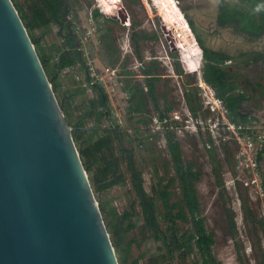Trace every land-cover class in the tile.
<instances>
[{
    "label": "rangeland",
    "instance_id": "1",
    "mask_svg": "<svg viewBox=\"0 0 264 264\" xmlns=\"http://www.w3.org/2000/svg\"><path fill=\"white\" fill-rule=\"evenodd\" d=\"M12 1L14 4L21 5L25 11L30 12L31 0ZM78 2L87 11V16L90 15L89 4H93V2L103 7L107 13H116L121 9L119 15H121L122 21L100 23V28L104 32L107 27H110L109 31L113 37L112 43L115 45V51L108 54L109 52L104 50L107 57L111 58L110 68L103 61H98L97 66L105 71V75L113 82L112 89H115L114 91L117 88L115 86L116 79H120L121 85H126V78H129V83L143 87L144 90L147 88L139 67L140 58L135 52L131 39L133 31L137 37L143 65L154 66L153 64L156 62L158 69L162 68V71L159 69V73H165L163 70L165 68L167 74L175 75L173 80L164 78L160 81L159 79L154 80V95L144 94L146 105L145 108H141L139 113L133 111L137 106V96L130 101V104L128 103L129 105H125L124 116L111 109L109 118L99 109L98 105L90 104L91 100L98 101V94L90 83L97 77V79H102L103 76L96 72V64H93L92 57L90 56L91 60H88L87 54L84 52L86 63L90 62L88 68H90L91 81L88 82L85 69L78 63H75L74 67L59 69L57 73L60 89L56 95L63 110L65 109L70 114L69 125L72 127L73 123L81 121L83 127H86L84 128L86 129L85 137L91 133L89 129L92 127L99 130L94 133L91 140H99L104 135L105 129L98 127H116V131L106 129L111 138L110 146L97 153L98 160L88 174L99 176L103 166L111 162L114 164L107 174V181L112 179L121 181V183L114 184L110 190H103L98 194L94 191L97 199L104 202L103 217L105 222L116 223L118 229L116 230L121 235L122 250L117 251L116 248L119 263L182 264V253L179 250L169 251L165 242L160 237L158 238L157 234L148 226L141 196L135 187L132 175L135 173L139 177L138 182L147 198L154 201L158 228L167 236L165 237L166 241L170 242L172 224L176 227L178 234L192 229L189 220L178 218L173 223L165 215L167 208L160 198V190L170 178H174L168 187L169 203L171 204L181 199V186L175 178L174 164L165 146L166 136L164 139L156 132L154 119L168 106H171V109L166 111L176 110L183 115L187 108L183 105V101L187 104V98L183 97V92L188 90L190 93H194L190 97V105L196 111H201L203 117L210 118L211 123L216 119L220 120V116L218 117L216 114L217 109L213 108L212 103L217 95H213L207 89L203 91L197 85L196 71L194 70V74L188 72L187 78L183 74L182 78H179L174 71V61L167 53L168 43L173 48L172 41L176 40L179 50L173 49L174 58L182 56L180 53L183 52L184 58L191 57L193 64L201 69L204 63L201 51L195 47L192 38L187 35L183 19L172 7L170 0H79ZM179 2L187 6H198L196 9H189L188 13L191 19L196 20L195 24L200 27L199 31L203 33L201 35L205 42L215 48H226L230 52H235L236 49V52L242 53L241 56L233 59L237 63H242L238 68L246 67L243 62H249L252 58L253 53L250 54V49L257 50L258 58L264 55V31H260L254 36L253 32L241 30V34L232 36L229 29L218 26L221 24L220 19H217L219 14L213 9L217 4H219L218 8L227 4L231 7L248 9L249 4L245 0H179ZM237 20L240 21V18ZM55 28V24H52L51 29L44 34L40 33V27L34 28L33 31L39 42L38 50L35 45L38 54L47 56L53 66L58 63L62 53L61 48L64 45L62 35H58ZM65 29L63 32H66ZM92 31L94 32L93 29ZM143 33L148 37L141 38ZM251 37V40L256 38L255 41L250 42ZM83 41L87 44L83 47L86 53L88 48L91 53L99 52L97 46L90 43L89 37L83 36ZM155 56L157 57L155 58ZM177 61L179 60L177 59ZM259 68L262 71L254 70L251 75H243L237 69L236 72H239L241 77L233 84L235 89L241 91L245 99L248 100L249 103H245V108L248 106L246 109L252 108L255 114L264 117V63ZM125 73L128 74L127 77ZM241 80L244 82H240ZM172 84L175 86L171 92ZM209 88L215 91L214 87V89L210 86ZM133 89H129L128 93L125 91V97L131 96ZM180 100L179 107L177 102ZM160 105L162 107L158 108ZM87 110L90 111V114L84 116ZM138 115L144 121L139 122L137 126L135 119ZM235 120L240 121L237 118ZM249 120H251L247 123L249 126L262 121H257L255 116H250ZM135 127L138 129L136 130ZM233 136L229 132L226 133L227 138L212 143L211 148H207L202 142V135H197L196 132L184 131L174 135V139L179 141L183 163L192 162L193 167L201 172L199 180L195 183L200 203V214L207 231L212 233L214 238L212 252L219 264H264V194L258 187L246 185V176L242 167L236 168L238 164L236 157L240 153L241 146L235 138L233 139ZM128 153L129 155L131 153L134 168L130 164ZM216 164H218L221 176L219 180L215 172ZM258 180H261L259 176ZM176 210L177 208L174 209V212ZM129 225L132 227L125 231ZM186 254L184 259L186 264L201 263L202 258L195 247Z\"/></svg>",
    "mask_w": 264,
    "mask_h": 264
},
{
    "label": "water",
    "instance_id": "2",
    "mask_svg": "<svg viewBox=\"0 0 264 264\" xmlns=\"http://www.w3.org/2000/svg\"><path fill=\"white\" fill-rule=\"evenodd\" d=\"M62 104L0 0V264H120Z\"/></svg>",
    "mask_w": 264,
    "mask_h": 264
},
{
    "label": "trees",
    "instance_id": "3",
    "mask_svg": "<svg viewBox=\"0 0 264 264\" xmlns=\"http://www.w3.org/2000/svg\"><path fill=\"white\" fill-rule=\"evenodd\" d=\"M170 1L172 2L171 3L172 7L177 12L178 8L176 6V0H170ZM245 1L247 4H249L248 9L243 7L242 8L231 7L228 6L227 4L222 5L221 14L219 16L220 21L225 22L227 24L228 22H232L234 19L240 18L239 24L243 25L242 27L240 25L241 30L250 31L255 34L259 33L260 31H264V0H245ZM15 6L19 11L20 17L22 18L25 26L27 27L29 35L32 41L37 46V50H38L39 42L37 41L36 37L33 34V29L35 27L34 24L36 25L40 24V26H42L43 24L45 25L48 23L50 18L54 19L53 17H55V15H52L53 17L50 18H44L43 15L38 13L39 9L35 8L34 19L29 20L26 17V15L22 12L21 8L18 7L17 4ZM258 7L259 10L256 12L255 10H257ZM56 14H59V12ZM186 24L191 29H194L195 27L194 21L190 18L186 19ZM72 39L73 38L70 36L68 42H71ZM201 51L205 55L209 54L208 51L203 48H201ZM39 57L53 85L54 92L58 93L60 88L58 85L59 76L57 71L59 69H63L65 67L74 65L79 60L78 51L66 50L62 52L58 63H56L54 66L50 63L49 59L44 54L39 53ZM221 58L222 60L225 59V57H221ZM229 76L230 75L224 70V68H222L217 64L207 63L204 68L205 81H207L215 88L217 96L221 98L222 101L225 103L233 119L237 118L241 122L249 121L250 116L248 114L239 115L237 113L236 108L238 106V103L242 100L244 96L242 94L238 95L235 92H233L235 87L233 82L229 79ZM88 82H90L89 79ZM90 85L92 86V83H90ZM148 85H149V94L154 95L153 82L152 81L148 82ZM135 89L137 90L136 92L141 91L140 87L136 84H135ZM136 92L132 93L131 99L137 97ZM97 103L98 101L96 100L90 101V104L92 106L96 105ZM143 104L144 103L142 99L138 97L137 106L134 108L133 111L139 113V109L143 106ZM194 110L196 111V109L193 107V111ZM64 113L68 121L70 114L65 109H64ZM89 114L90 111L87 110L85 111L84 116H87ZM141 121H144V119L140 115H138L135 119V123L137 124V126L138 123ZM72 128H73L72 131L73 136L75 142L77 143V147L79 149L83 164L90 173L91 170L93 169V165L98 160L97 153L101 152L104 148H108L110 146L111 138L109 137L108 132L105 129L103 131L104 135L102 136L101 139L91 140L94 133H96L99 130L94 127L89 129L91 133L87 137H85L84 132L86 131V129L84 128L86 127H83V123L81 121L73 123ZM135 129L137 130L138 127H135ZM167 148L171 155V160L174 164V168L176 171L175 178L179 181L181 186V199L178 202H173L171 204L169 203L170 192L168 190V187L174 180V178H170L168 182L160 190V198L162 199L163 205L167 208L165 215L167 219L172 221L173 223H175V221L178 218L183 220H189L191 222L192 229L190 231H184L183 233L178 234L176 227L172 224L171 226L172 233L169 239L170 242L166 241L165 234L161 232L160 229L158 228L159 225H158V220L156 218V209L154 207L155 203L154 201H151L147 198L141 185L138 182L139 177L134 173V175H132V178L134 180L135 187H137L138 192L141 196V203L143 206L144 213L146 215V222L148 226L157 234V237L158 238L160 237L165 242L166 247L168 248L169 251L173 252L174 250H179L180 253H182L183 251L190 253L195 247L200 257L202 258L200 264H219V262L217 261L216 257L212 252V245L214 243V238L212 236V233L207 231L203 222V217L200 214V203L198 200L195 183L196 181L199 180L201 172L199 169L193 167L192 162H188L186 164L183 163L182 151L180 148L179 141L174 139V136H172L171 134H167ZM128 158H130L129 153H128ZM261 158H262V154L259 156V161H261ZM112 164L114 163L110 162L109 164L104 165L99 172L100 174L99 176L89 174V179L91 181L95 193L98 194L103 190L105 191L110 190V188L114 184L121 183V181L118 179H112L110 181H107V174L112 169ZM216 165L217 166H215V172L219 180L221 176L218 171V164ZM261 174L264 183L263 173L261 172ZM99 202L102 213H104L105 212L104 202L103 200ZM176 208L177 210L174 212V209ZM106 225L110 231L111 240L113 244L116 246L117 251H121L122 238L120 233L117 231L118 229L116 223L112 224L111 222L110 223L107 222ZM131 227L132 225H129L128 227L125 228V231L130 230Z\"/></svg>",
    "mask_w": 264,
    "mask_h": 264
},
{
    "label": "flooded vegetation",
    "instance_id": "4",
    "mask_svg": "<svg viewBox=\"0 0 264 264\" xmlns=\"http://www.w3.org/2000/svg\"><path fill=\"white\" fill-rule=\"evenodd\" d=\"M79 0H31V3L29 5V10L25 11L23 9V7H21V5L18 7L21 8L22 12L26 15V17L31 20L34 19V11L35 8H38L39 11L38 13L43 15L44 18H50L53 17L52 15H55V17H53L54 19L50 18V20L48 21L47 24H43L42 26L39 25H35L34 28L40 27V33L44 34L46 33V31L51 29L52 24H55V32L58 35H62V40H63V47L61 48L62 52L66 51V50H77L78 51V55H79V60L76 62L78 63L80 66H82L85 71H86V79L88 77V79L91 81L90 79V68H88V65H90V62L87 64L86 60L84 58V52L85 54H87L88 60L89 57H92V61L93 64H96L95 68H96V72L100 74V76L102 75L103 78L102 79H97L95 78L94 80H92V87L95 89V91L98 94V103L96 105H98L100 108V110H102L105 114L106 117H111V109H114L115 111H117L118 114H120L121 116L125 115V105H129L131 99V96L128 95L127 97H125V91H127V93L130 91L129 89H133V93L136 92L137 90L135 89V84L133 83H129V78H126L125 80L127 81V84L125 85H121L120 79H116L115 82H117V84L115 85L116 91H114L115 89H112L113 87V82L105 75L106 72L103 71L100 67L97 66L98 61H103L109 68L111 67V58L107 57V53H113L115 51V45L114 43H112L113 41V37L110 33V27H107L105 32L104 30H101L100 28V23L103 21H122L121 19V15H119L120 10H117L116 13H107L103 7H101L100 5L96 4V2H93V4H89L90 6V15L87 16L86 14V10L84 7H82L81 3L78 2ZM16 5V4H15ZM176 6H177V12L181 15L182 19H183V23L186 27V31H187V35L189 37L192 38L193 43L195 45L196 48H198L199 51H201V48L205 49L208 51V55H205L202 51V58H203V68H201L200 72H198L197 70V66H195L193 64V60L191 57H183L184 53H180L182 54V56L180 55L179 57H177V59L179 61H177V59H175V54L173 52V49L175 51L179 50V46H177V42L176 40L172 41L173 44V48H171V45L168 43V55L169 57H171L174 61V71L175 73L178 75L179 78H182V74L185 75V77L187 78V75H189V71L193 73V70L196 71V79L198 78V73H200V75L202 76V78L204 79V68L206 66L207 63H212V64H217L219 66H221L222 68H224V70L230 75L229 79L232 82H235L236 80H238L241 76L240 73H243V75L245 74H249L251 75L252 72L255 71H262L261 68H259L260 66L263 65L264 63V55L260 58H258L257 56V50H252L250 49L249 52L250 54H252V58L249 60V62L244 61L243 64L246 67H241L238 68V66H240L242 63H237L236 61H234L233 59L235 57H239L242 55L241 52H230L229 50L225 49H221L220 47L215 48L213 46H210L208 44V42H205V40L203 39L202 32L199 31V26H196L195 21H194V29H191L187 24H186V19H191V17H189V9H196V5H184L183 3H180L179 0L176 1ZM219 4L216 5V7H214L213 9H215V11H217V13L220 15L221 14V8H218ZM212 9V10H213ZM28 12V13H27ZM59 14H56L58 13ZM97 12V14H96ZM111 14V15H110ZM58 15V16H57ZM219 15L217 17V19L219 18ZM110 16V17H108ZM42 22V20H41ZM217 22V21H216ZM219 22V21H218ZM92 24H94L92 26ZM239 21L237 19H234L232 22H228L227 24L225 22L221 21V24H219L218 26L221 28H225V29H229V32L231 33L232 36L241 34V28L239 26ZM45 27V28H44ZM66 28V29H65ZM43 29V30H42ZM66 30V32H63V30ZM92 29L94 30V32L92 31ZM34 31V29H33ZM254 36L256 35L255 33H253ZM252 34V35H253ZM85 37H89V39L91 40L90 43L94 44L97 46V50L99 52L97 53H91L90 52V48H88V51L86 53L85 50H83L84 46H87L86 43H84L83 41V36ZM98 35V36H97ZM70 36L73 38L71 40V42H68V40L70 39ZM82 36V38H81ZM148 36L143 33L141 35V38H147ZM255 38V37H254ZM132 39V43L134 44L135 47V52L138 55V57L140 58V62H139V67L141 68L142 71V76L144 78V80L146 81L145 84L147 85V88L144 90L143 87H140L141 91L140 92H136L137 96L140 97L143 101V106L141 108H145L146 102L144 101V94H149V85L148 82L152 81L153 82V90H155V85H154V80H158L160 81V79H165V80H173V74L169 75L167 74L168 72L166 71L165 68H163V70L165 71V73H159V69L160 71H162V68L158 69V65L156 62H154V66L150 65L148 67H146L145 65H143V59H141V53L138 47V43H137V37L135 35V32L133 31V34L131 36ZM252 37L250 38V42L255 41V39L251 40ZM38 41V40H37ZM181 45V43H180ZM106 52H105V51ZM186 50V49H185ZM105 53H104V52ZM100 53V54H98ZM96 54V55H95ZM102 54V55H101ZM101 55V56H99ZM187 55V54H186ZM193 55V54H192ZM94 56V58H93ZM96 56V57H95ZM188 56V55H187ZM157 56H155L156 58ZM221 57H225L224 60H222ZM151 58V57H150ZM106 59V60H105ZM126 64V63H125ZM75 65V64H74ZM162 66V64H160ZM249 66V67H247ZM237 69L239 71H241L240 73L236 72ZM116 75V74H115ZM125 76L127 77L128 74L125 73ZM205 81V79H204ZM125 82V81H124ZM240 82H244V80L240 81ZM175 85L172 84V88H171V92L172 90H174ZM126 89V90H125ZM177 89V88H176ZM216 92V91H215ZM233 92H235L236 94L240 95L242 94L241 91L234 89ZM194 93H190V91H186L185 93L183 92V97L187 98V104L185 101H183V105H185L188 109H191L193 111V107L190 105L191 101L189 100V98L191 97V95H193ZM244 96V95H243ZM126 98V99H125ZM129 103V104H128ZM245 103H249L248 100L245 99V96L242 98V100L238 103V106L236 108L237 113L240 114H248L249 116H255V118H257V120H262L261 122H259L260 124H264L263 120L264 117L263 115H257L254 113V111L252 110V108H245ZM181 104V100L177 102V105L180 107ZM176 105V103H175ZM191 108H189V107ZM161 108L162 106H158V108ZM178 107V108H179ZM141 108L139 109V112L141 111ZM171 106H168L165 108L164 111L160 112L159 115H163L164 113L167 112H171V111H166V110H170ZM161 110V109H160ZM168 115V113H167ZM262 117V119H261ZM264 126V125H263ZM98 128H104V129H112L114 131H116V127H98ZM166 133L164 134V137L166 136V141H165V146L167 148V134H171V135H175L173 132H169V131H165ZM160 134L161 137H163L162 131L157 132ZM177 135V134H176ZM163 137V138H164ZM168 149V148H167ZM130 164L132 166V168H134V163H133V159L130 153ZM259 166H260V170L263 173L264 176V151L262 153V158L261 161L259 162ZM142 187V186H141ZM165 237H167L165 235ZM174 252V251H173ZM187 256L186 252L183 251L182 252V258H183V262L182 264H186V262L184 261L185 257Z\"/></svg>",
    "mask_w": 264,
    "mask_h": 264
},
{
    "label": "built area",
    "instance_id": "5",
    "mask_svg": "<svg viewBox=\"0 0 264 264\" xmlns=\"http://www.w3.org/2000/svg\"><path fill=\"white\" fill-rule=\"evenodd\" d=\"M197 70L200 72L201 69L197 68ZM198 75L197 85L203 91L207 89L213 95H217L215 91L209 88L200 73ZM212 103L213 108L217 109L216 114L218 117L220 116V120L216 119V121L211 123V119L203 117L204 115L198 110L192 111L186 108L183 115L176 110H172L167 112L168 115L164 113L155 117V130L156 132L162 131L163 137L166 133L165 131L173 132L177 135L184 131L188 133L196 132L197 135H202V142L205 143L207 148H211L212 143L227 138L226 133L233 134V139L235 138L236 142L240 143L241 146L240 153L236 157L238 159L236 168L240 169L242 167V171L246 176V185L258 187L264 194V183L259 166V156L264 151V126L260 125L259 122L252 123L253 126H249L247 123L251 122V120L246 122L236 121L230 115L225 103L218 96L212 100ZM258 176L261 179L260 181Z\"/></svg>",
    "mask_w": 264,
    "mask_h": 264
},
{
    "label": "crops",
    "instance_id": "6",
    "mask_svg": "<svg viewBox=\"0 0 264 264\" xmlns=\"http://www.w3.org/2000/svg\"><path fill=\"white\" fill-rule=\"evenodd\" d=\"M69 67H74V65H72V66H69ZM65 68H67V67H65ZM206 83L210 86V87H212L213 88V86L211 85V84H209L207 81H206ZM214 89V88H213ZM215 90V89H214ZM258 121V120H257Z\"/></svg>",
    "mask_w": 264,
    "mask_h": 264
},
{
    "label": "clouds",
    "instance_id": "7",
    "mask_svg": "<svg viewBox=\"0 0 264 264\" xmlns=\"http://www.w3.org/2000/svg\"><path fill=\"white\" fill-rule=\"evenodd\" d=\"M257 10H259V7H258V9Z\"/></svg>",
    "mask_w": 264,
    "mask_h": 264
}]
</instances>
